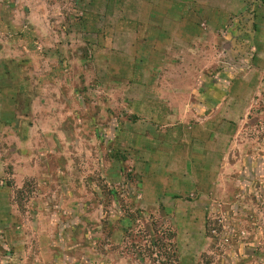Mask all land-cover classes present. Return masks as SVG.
I'll use <instances>...</instances> for the list:
<instances>
[{
  "label": "rangeland",
  "instance_id": "1",
  "mask_svg": "<svg viewBox=\"0 0 264 264\" xmlns=\"http://www.w3.org/2000/svg\"><path fill=\"white\" fill-rule=\"evenodd\" d=\"M0 264H264V0H0Z\"/></svg>",
  "mask_w": 264,
  "mask_h": 264
}]
</instances>
